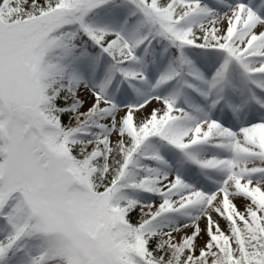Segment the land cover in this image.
Listing matches in <instances>:
<instances>
[{
	"label": "snow or ice",
	"instance_id": "1",
	"mask_svg": "<svg viewBox=\"0 0 264 264\" xmlns=\"http://www.w3.org/2000/svg\"><path fill=\"white\" fill-rule=\"evenodd\" d=\"M0 264H264V0H0Z\"/></svg>",
	"mask_w": 264,
	"mask_h": 264
}]
</instances>
